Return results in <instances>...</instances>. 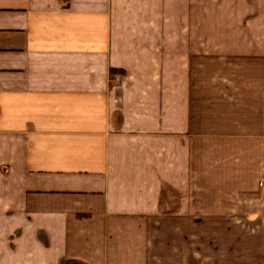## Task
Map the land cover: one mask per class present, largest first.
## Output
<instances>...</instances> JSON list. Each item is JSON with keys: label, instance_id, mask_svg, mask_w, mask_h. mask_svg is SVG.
<instances>
[{"label": "crops", "instance_id": "obj_1", "mask_svg": "<svg viewBox=\"0 0 264 264\" xmlns=\"http://www.w3.org/2000/svg\"><path fill=\"white\" fill-rule=\"evenodd\" d=\"M0 264H264V0H0Z\"/></svg>", "mask_w": 264, "mask_h": 264}]
</instances>
